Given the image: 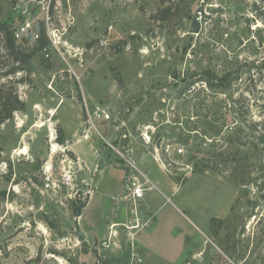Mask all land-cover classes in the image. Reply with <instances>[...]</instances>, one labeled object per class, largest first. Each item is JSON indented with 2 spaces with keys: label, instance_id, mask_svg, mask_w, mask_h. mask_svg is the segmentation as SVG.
Wrapping results in <instances>:
<instances>
[{
  "label": "rangeland",
  "instance_id": "374dc122",
  "mask_svg": "<svg viewBox=\"0 0 264 264\" xmlns=\"http://www.w3.org/2000/svg\"><path fill=\"white\" fill-rule=\"evenodd\" d=\"M48 1L0 0L1 23L29 25L31 45L40 30L47 40L13 78L25 111L0 125V264H130L132 242L142 264H264V142L253 127L264 120V0H52L47 23ZM10 60L0 38V75ZM96 106L111 118L89 127ZM212 121L251 127L252 144L229 148L226 128L212 143L200 135ZM115 151L156 186L136 213ZM147 205L140 251L129 227Z\"/></svg>",
  "mask_w": 264,
  "mask_h": 264
},
{
  "label": "trees",
  "instance_id": "16d2710c",
  "mask_svg": "<svg viewBox=\"0 0 264 264\" xmlns=\"http://www.w3.org/2000/svg\"><path fill=\"white\" fill-rule=\"evenodd\" d=\"M157 15H159V20H166L170 16V8L160 11V13ZM157 15H154V18H157ZM256 16L264 24V7L261 10H258ZM14 31L15 30L11 25L0 22V38L3 43V49L6 56H9L11 58V65L0 75V125L12 119L15 113H22L25 111L26 104L19 98L13 83V78L16 76V74L24 72L26 70V66L29 64L31 55L39 50V48H42L47 44L45 33L43 30H40L38 31L39 33L37 34V39L34 41L33 45H31V39L27 37L23 38L21 45L18 46L16 45L17 41L13 36ZM27 51H29L30 53L27 54ZM22 82L24 81L20 80L18 83ZM236 123L237 121L230 123H226L225 121L219 126L217 125V121H212L210 124L208 123V127L205 132L203 134L200 133V135H203L204 137L211 136L210 140L213 143L217 140L222 130L226 128V130H229V134L231 135H229V137L227 138L229 148L231 145L247 146L252 144L249 141V130L251 127H247L245 130L242 128V126H239ZM253 127H260L259 143L264 142V120L254 123ZM58 142L60 144H63L60 139ZM212 156L214 158L223 157L222 155L216 153H213ZM227 156L228 155H226V158ZM211 164L212 167L206 168L214 170L217 169L221 162L216 161L215 159V161L211 162Z\"/></svg>",
  "mask_w": 264,
  "mask_h": 264
},
{
  "label": "built area",
  "instance_id": "2783aa9c",
  "mask_svg": "<svg viewBox=\"0 0 264 264\" xmlns=\"http://www.w3.org/2000/svg\"><path fill=\"white\" fill-rule=\"evenodd\" d=\"M51 1H48V4L45 8L46 11V22L48 23L49 19V9L51 5ZM67 1V0H66ZM68 2V1H67ZM30 30V26L26 25L25 27H22L19 30L14 31V39L16 41H21L22 37L24 36V33L27 35L28 31ZM111 30V29H110ZM37 37V35H36ZM54 44V41H52ZM87 111V109H86ZM110 115L106 113L101 107L96 106L93 108V110L89 113L87 111V120L86 123L89 125V127H94V121H99V122H108L110 121ZM159 148V147H158ZM164 153L166 156H169L171 152V146H165L163 149ZM120 158L126 163L128 167V172L130 173L129 178L126 180L123 188V193H122V200L126 201L128 203H132L133 208L131 209L133 213H136L137 211V206L141 201L144 200L145 194L148 191H151L154 189V186L152 182L149 180L147 174L142 171L137 165L136 162L133 161L130 157L128 156H123L121 153L118 151H115ZM183 150L181 148L177 149L178 154H182ZM156 159L161 163L163 168L168 171L166 164L161 160L159 157V151L158 149L156 150ZM136 225L131 226L129 228L131 229H137L139 228V225L137 224V219H136ZM115 238L113 233L109 234V237L106 241H101L99 246L100 249H107L111 246V239ZM95 246L97 247V243H95ZM132 254H131V261L130 264H142L143 260L142 257L139 253L136 252L134 249V245H132ZM193 258H196L194 256Z\"/></svg>",
  "mask_w": 264,
  "mask_h": 264
},
{
  "label": "crops",
  "instance_id": "0c3cea01",
  "mask_svg": "<svg viewBox=\"0 0 264 264\" xmlns=\"http://www.w3.org/2000/svg\"><path fill=\"white\" fill-rule=\"evenodd\" d=\"M89 133L90 132H88V136H89ZM149 158V156L148 157H143L142 159H141V161H140V164L142 165V166H144V165H146L147 163H146V161H147V159ZM152 158V160H153V162L156 164V168H157V171H158V173H159V176H161V177H163L166 181H164V184H165V186H166V188L168 189V192L170 193V194H172L173 193V189H175V182H173L169 177H168V173H167V171L163 168V166H161L160 164H159V161L156 159V156H152L151 157ZM80 160H82L81 158H79ZM81 164V163H80ZM95 171L94 172H98V170L99 169H94ZM99 173H102V171H100L99 170ZM104 173H106V172H104ZM123 180V177H121V175H118V174H116L115 176H114V180L115 181H117V182H119V185H120V182H122V183H124L122 180ZM114 181V182H115ZM152 182V181H151ZM157 182V181H156ZM98 184H100V183H102V184H105V186L107 187L108 186V184H109V181L107 180V182H106V177H103V175H100L99 176V179H98V182H97ZM125 184V183H124ZM153 186H154V189H155V185L153 184ZM152 191V190H151ZM148 192H150V191H148ZM146 195V194H145ZM146 197V196H145ZM145 197H144V199H145ZM117 199V197H114L113 198V200H116ZM122 199V198H121ZM144 203V200L143 201H141L140 203H139V205L141 204V203ZM149 205H147V214L145 215L146 216V218H142L141 216L140 217H137V224L139 225V228H137V229H135L136 231H135V238H136V243H137V246H138V248L140 249V247H139V244H138V240H137V235H138V233L140 232V230L142 229V227L144 228V226L148 223L149 224V221H150V219L151 218H153L154 217V215H152V213H151V210H150V208L148 207ZM140 223H143V225L141 226L140 225ZM148 226V225H147ZM132 244L134 245V242H132ZM140 251H141V249H140Z\"/></svg>",
  "mask_w": 264,
  "mask_h": 264
},
{
  "label": "water",
  "instance_id": "95a60500",
  "mask_svg": "<svg viewBox=\"0 0 264 264\" xmlns=\"http://www.w3.org/2000/svg\"><path fill=\"white\" fill-rule=\"evenodd\" d=\"M200 28H201V26H200V23H199L198 19L196 17H194L192 19V23H191L190 28H189L190 34H193V35L198 34L199 31H200ZM157 147H159V145ZM85 207H86V204H83V205H80V206H77V207L73 208V215H74V217L76 219L81 216L82 210ZM76 232L78 233L79 239L83 240L84 234L78 230V226L77 225H76Z\"/></svg>",
  "mask_w": 264,
  "mask_h": 264
},
{
  "label": "bare ground",
  "instance_id": "6f19581e",
  "mask_svg": "<svg viewBox=\"0 0 264 264\" xmlns=\"http://www.w3.org/2000/svg\"><path fill=\"white\" fill-rule=\"evenodd\" d=\"M16 154H18L20 156L27 155L28 154L27 147H24V148L19 149Z\"/></svg>",
  "mask_w": 264,
  "mask_h": 264
}]
</instances>
